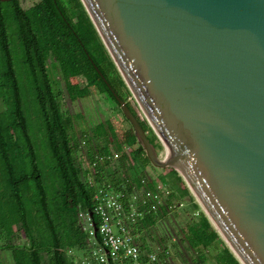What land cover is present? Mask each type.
Returning a JSON list of instances; mask_svg holds the SVG:
<instances>
[{"label":"trees","instance_id":"1","mask_svg":"<svg viewBox=\"0 0 264 264\" xmlns=\"http://www.w3.org/2000/svg\"><path fill=\"white\" fill-rule=\"evenodd\" d=\"M97 69L157 151L162 149L127 100L130 91L80 0H38L27 8L19 0L0 1V219L7 224L18 221L28 239V244H13L4 241L5 234L0 240L2 249L11 248L13 264H99L91 256L86 262L69 254L89 242L76 208L92 211L93 193L102 184L126 194L140 186L154 187L149 178L140 182L148 176L143 165L149 161L138 143L115 162L97 161L101 154L136 143L133 133L120 137L108 119L80 130L77 114L62 109L63 98L82 100L92 87L120 108ZM6 99L9 114L1 116ZM89 173L92 184L85 179ZM167 173L172 176L166 182L172 190L169 200L185 202L188 208L182 212L189 217L177 232L162 236L156 233V220L165 222L176 210L163 204L145 213L132 226L142 257L152 251L155 264H170L173 250L182 264H241L182 176L173 168ZM32 231L38 236L35 241ZM92 239L96 245L100 242L97 234Z\"/></svg>","mask_w":264,"mask_h":264},{"label":"water","instance_id":"2","mask_svg":"<svg viewBox=\"0 0 264 264\" xmlns=\"http://www.w3.org/2000/svg\"><path fill=\"white\" fill-rule=\"evenodd\" d=\"M80 1L162 144L97 69L149 163L180 173L241 264H264V0Z\"/></svg>","mask_w":264,"mask_h":264},{"label":"built area","instance_id":"3","mask_svg":"<svg viewBox=\"0 0 264 264\" xmlns=\"http://www.w3.org/2000/svg\"><path fill=\"white\" fill-rule=\"evenodd\" d=\"M124 144L120 151L110 150L98 156L97 161L115 162L121 156L122 151L128 150ZM95 161L92 165H95ZM92 174H87L86 180L90 184L94 182ZM153 181L152 177L143 176L140 180ZM172 190L163 182L152 189L140 186L134 188L129 194L123 190H115L110 183L102 184L93 193V217L96 218V234L100 242L96 245L97 255L94 258L99 264H155L157 256L149 251L142 257L136 235L132 231L133 224L144 217L145 213L155 212L163 204H167L169 210H175L181 203L170 201ZM86 217L90 234L93 235V221L88 213H80ZM85 229V227H83ZM83 263V261H82Z\"/></svg>","mask_w":264,"mask_h":264},{"label":"rangeland","instance_id":"4","mask_svg":"<svg viewBox=\"0 0 264 264\" xmlns=\"http://www.w3.org/2000/svg\"><path fill=\"white\" fill-rule=\"evenodd\" d=\"M36 1H38V0H19L21 6L23 8L29 7L30 5H32ZM49 68H50V66H49ZM76 81L82 82V79L77 78ZM64 99L65 98L62 99V104H61L62 109L65 110L68 108V109H70L71 113L77 114V126L80 130H86L91 125L96 124L97 122L102 121L104 119H108L113 124L116 132L118 133V135L120 137L124 138L126 136H129L131 133H133L132 126L128 122V120L124 117V115L122 114L121 109L117 107L116 103L114 101H112L107 96V94L105 92H99L96 88L92 87V93L89 97H86L82 100L75 101L73 103H71L67 100L65 101ZM127 100H129V102L135 108L139 117H141L143 124L145 126H147V128H150V124H149L148 120L143 115L142 111L140 110V108H139L137 102L135 101L133 95L131 94V92L127 95ZM5 101L7 103V106H6V108L3 107V112L1 113V116H7L9 114L8 111L10 109L9 108L10 102L8 99H6ZM0 108L2 109V105H0ZM32 123H35V119H33ZM153 133H155V132L153 131ZM147 134L150 137H153L152 132L149 131ZM155 141L157 143L159 142L161 144L159 138L155 139ZM128 143H126V144H127V147L129 149L125 150V151L130 152L131 148L136 147L138 142L136 141V143H134V144H128ZM161 146H162V144H161ZM158 152L161 156H163L165 154L163 147ZM136 164L138 165V161L136 162ZM143 166H144V171L147 173V175L152 177V179H153L152 184L154 185V187L158 184H162L163 182L166 183L167 180L172 177L171 175H169L167 173L169 168H163V169L156 168V167H153L149 162ZM85 176H87V175H85ZM85 179H86V177H85ZM183 180H184V178H183ZM184 183L189 188V186L187 185L185 180H184ZM189 190H190V188H189ZM190 192L192 193L191 190H190ZM194 198H195V196H194ZM195 200L198 203L196 198H195ZM179 203H181V206H178V208L175 209L176 211L171 213L166 218L165 222H162L161 218H158L156 220V223H157L156 224V230H157L156 233L158 232L159 235L164 236V235H168V233L170 234V232H172V234L177 232L179 226L184 227V224L186 223L189 215L183 214L182 210L184 208H188V206L185 202L184 203L179 202ZM199 206H200V204H199ZM77 209H78L79 214L85 212V210L81 209L80 206H78L76 208V210ZM200 209L202 211H204L201 206H200ZM77 221L78 222L80 221L82 226L85 227L84 232L87 233L89 242L80 248H76V247L73 248V250L70 251L69 254L75 255V258L78 259V261H79V259H81V260L87 262L89 259V256H91V258L93 259L94 256L97 255V249H96L95 244L93 243L92 235L90 234V230L87 226L86 217H84V216L82 218L77 217ZM31 222H32V220L28 219V224H30ZM1 224H2V226H0V240L2 242L5 239V237H4L5 234H8L7 240H4L5 242L10 241L13 244H23V243L28 244V239L25 236V233L22 230V228L20 227V224L18 223V221H17V223L12 222L10 224H7V223H5V221H2L0 219V225ZM4 224L8 228H6V226ZM7 230L12 233L11 236H9L10 234L7 232ZM142 234H144V232ZM32 235H33V239L35 241L38 238L36 232L32 231ZM144 235H146V234H144ZM219 236L222 237L220 235V233H219ZM170 242H171L170 240H167L166 243L169 244ZM154 244H156L155 241H154ZM171 251H172L173 255H172V260H171L170 264H182L179 256L173 250H171ZM208 254H210V253H208ZM11 258H12L11 248H4V249L0 248V259L2 260L3 264H13ZM207 258L210 259L208 262H211L212 256L209 255Z\"/></svg>","mask_w":264,"mask_h":264},{"label":"flooded vegetation","instance_id":"5","mask_svg":"<svg viewBox=\"0 0 264 264\" xmlns=\"http://www.w3.org/2000/svg\"><path fill=\"white\" fill-rule=\"evenodd\" d=\"M2 247V245H0V248Z\"/></svg>","mask_w":264,"mask_h":264}]
</instances>
